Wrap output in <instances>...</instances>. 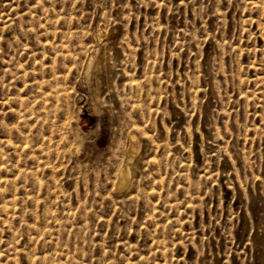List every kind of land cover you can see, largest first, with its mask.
<instances>
[{"label":"rangeland","instance_id":"1","mask_svg":"<svg viewBox=\"0 0 264 264\" xmlns=\"http://www.w3.org/2000/svg\"><path fill=\"white\" fill-rule=\"evenodd\" d=\"M0 264H264V0H0Z\"/></svg>","mask_w":264,"mask_h":264},{"label":"bare ground","instance_id":"2","mask_svg":"<svg viewBox=\"0 0 264 264\" xmlns=\"http://www.w3.org/2000/svg\"><path fill=\"white\" fill-rule=\"evenodd\" d=\"M55 73H56V71H55ZM58 78H59V75L57 76ZM51 78V77H50ZM60 80V79H59ZM62 80V79H61ZM58 83V82H57ZM44 86V85H43ZM37 87V86H36ZM52 91V90H51ZM50 91V92H51ZM53 92V91H52ZM54 95V94H53ZM47 98V97H46ZM134 132V131H133ZM131 134V133H130ZM77 135L78 136H80L81 134L78 132L77 133ZM131 137H132V139L130 138V140H132L131 142H130V145H129V147H128V159H129V161L131 162L132 160H130V159H132L134 156H135V154H136V152H137V150H138V148L139 147H137L138 146V144H134V142H133V140H134V138H135V134L134 133H132L131 134ZM136 139V138H135ZM134 141H136V140H134ZM137 145V146H136ZM128 162V161H127ZM129 162V163H130ZM130 165L128 164V163H126V164H124V166H122L121 168H120V172L118 173L119 175H118V187L119 188H122V187H124V186H126L127 185V183L129 182V178H130ZM15 204V203H14ZM5 206V205H4ZM10 208V207H9ZM8 210V209H7ZM10 210H11V208H10ZM12 213V212H11ZM9 218V217H8ZM36 229V228H35ZM43 230V229H42ZM51 235V234H50ZM13 250V249H12ZM56 252V251H55ZM38 260V259H37ZM40 261V260H39ZM37 262V261H36ZM51 263V262H50ZM65 263V262H64Z\"/></svg>","mask_w":264,"mask_h":264}]
</instances>
